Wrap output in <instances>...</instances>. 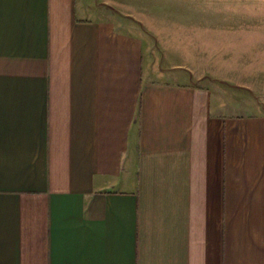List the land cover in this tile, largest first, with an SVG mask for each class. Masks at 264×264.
<instances>
[{
    "label": "crops",
    "instance_id": "obj_1",
    "mask_svg": "<svg viewBox=\"0 0 264 264\" xmlns=\"http://www.w3.org/2000/svg\"><path fill=\"white\" fill-rule=\"evenodd\" d=\"M95 1L0 0V264H264L252 80Z\"/></svg>",
    "mask_w": 264,
    "mask_h": 264
},
{
    "label": "rangeland",
    "instance_id": "obj_2",
    "mask_svg": "<svg viewBox=\"0 0 264 264\" xmlns=\"http://www.w3.org/2000/svg\"><path fill=\"white\" fill-rule=\"evenodd\" d=\"M95 2L108 16L151 29L161 45L174 51L176 63H201L214 55L226 65V80H252L225 81L226 104L239 98L264 108V0Z\"/></svg>",
    "mask_w": 264,
    "mask_h": 264
}]
</instances>
